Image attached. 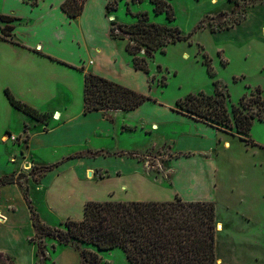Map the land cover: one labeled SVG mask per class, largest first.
Masks as SVG:
<instances>
[{"label":"crops","instance_id":"0c3cea01","mask_svg":"<svg viewBox=\"0 0 264 264\" xmlns=\"http://www.w3.org/2000/svg\"><path fill=\"white\" fill-rule=\"evenodd\" d=\"M35 1L33 3L20 0L25 7L38 13L35 20L21 22L19 15L7 12L4 16L15 19L10 24L14 28L10 37H3L0 33V149H11L10 146H15L12 148L14 151L11 161L16 160L17 172L9 175L21 174L25 177L21 181L26 177L28 180L27 185L21 182L22 185L7 184L0 187V231L6 236L17 233L15 224L10 222L15 221L18 214L14 204L15 194H19L22 208L30 213L23 196L26 187L34 192V204H45L49 208L48 212L57 219L58 226L67 219L81 220L84 205L98 199L116 202H167L177 196L188 202L217 201L218 174L221 171L214 153L220 149H228L231 143L225 141L222 148L219 134L210 125L151 100L130 111H111L108 113L111 121L103 115L100 117L98 112L84 114L83 106L73 117L72 127L66 125L65 121L58 120L61 113L59 104L69 101L68 96L71 93L78 92L83 98L85 72L139 93H150L137 85L139 77L144 80V73L132 67L131 56H124L117 51V42H122L109 36L110 18L106 11L108 0H84L81 14L73 19L61 9L65 0ZM20 24H24L22 29L25 33L23 40L16 39L18 43L14 38L18 31L17 25ZM143 84L144 81L141 85ZM5 89L16 100L44 115V118L34 120L14 109L4 94ZM64 107V110L68 109V106ZM50 112H56L58 119L47 118ZM151 115L159 118L152 120ZM17 118L23 121V127L12 132V121ZM95 118L97 124L92 125L89 121ZM86 119L89 121L85 122ZM152 131H165L159 135L160 145L155 148L149 142L154 137ZM139 136L147 137L148 143L142 149H137L134 142ZM93 142L100 143V146L90 150L89 146ZM84 145L87 150H82ZM162 147H166L162 156L166 161L162 164L170 167L171 172L168 185L153 182L143 169L147 162L136 159L137 153L146 154L154 149L162 150ZM61 150L65 153L56 158L57 162L41 165L46 167L60 163L56 168L46 172L39 180L37 178L40 174H30L32 168L38 165V152H43L41 156L51 162L53 158L48 156ZM99 151L105 156L68 159L76 153ZM100 158L103 163L96 164V160ZM239 164L233 165L234 179L244 176L245 170L242 166L238 167ZM76 166L83 170L82 175L77 173ZM89 170L98 171L97 175L92 176L102 184L98 199L83 196L81 192L86 180L92 179L86 176ZM256 177L253 182L262 180L261 174ZM238 183L232 186V192L241 194L243 207H251L248 201H244L245 192ZM263 194L264 190L260 189V195ZM66 209L71 215L67 212L59 217L60 210ZM49 244L53 253L66 254L72 250L54 240H50ZM0 253L10 255L6 252ZM34 258L32 264H36V247ZM46 260L47 255L43 264H46ZM72 263L79 264V255L74 256ZM50 264L59 262L55 257Z\"/></svg>","mask_w":264,"mask_h":264},{"label":"rangeland","instance_id":"374dc122","mask_svg":"<svg viewBox=\"0 0 264 264\" xmlns=\"http://www.w3.org/2000/svg\"><path fill=\"white\" fill-rule=\"evenodd\" d=\"M23 1L36 2L35 0ZM80 1L78 0V2ZM234 1L237 2L238 10L233 13ZM167 2L172 8L174 18L172 21L166 19L165 13L155 15L153 5L149 0L135 2L117 0L115 10L106 9L107 17L112 18L109 19V24L111 21H115L117 25L130 26L137 22L139 14L147 13L149 23L168 29L177 28L181 35L187 38L184 41L168 45L165 48V54L156 52L151 59L146 60L149 74L143 75L144 80L139 77L137 85L143 91L148 90L147 93L150 94L146 95L145 92H140L141 94L150 97L151 101H158L157 103L164 107L175 110V102L189 94L213 95L215 93L213 82H217L218 91L224 97L225 107L231 117L232 107H238L241 98L248 99L251 94H255L257 88L264 91V0H167ZM110 3L114 5L113 0H110ZM7 12L19 15L21 22L33 21L38 17L36 11L25 7V4H22L20 0H0V15H7L5 14ZM5 26V23L0 22V33H6ZM23 27L24 24L17 25L18 31H16L14 41L18 42L16 39L23 40L22 36L25 33ZM115 28L118 29L116 34L122 36L121 29ZM110 38L112 37L110 36ZM1 41L6 43V41ZM121 42H117L116 49L119 53L127 56L123 48L127 41ZM138 57L143 58L144 53L141 52ZM143 81L144 84L141 85ZM161 83L164 85L162 86ZM68 97L69 101L59 104L61 112L59 119L58 116L56 118V112L48 113L47 118L65 121L66 125L71 126L73 117L83 106V98L82 94H78V92H73ZM64 106H68V109L64 110ZM107 113L110 114L111 111ZM98 114L103 117L102 113L98 112ZM158 118L157 115H151L152 120ZM87 121L89 119L85 120V122ZM89 122L92 125L97 124L96 118ZM210 126L219 134L222 148L225 141L231 143L228 149H220L214 153L215 159L220 163L221 172L218 174L217 201L210 202L215 206L216 222L223 225L222 232L216 233L215 237L216 257L221 259L220 264H264V194L260 195V189L264 190V119L261 122L254 120L250 132L244 137L245 140L253 144L241 140L232 128L215 124ZM20 127H23L21 119L17 118L12 121V132ZM163 132L165 131L153 133L154 137L149 141L153 148L160 145L161 137L159 135ZM134 142L137 149H142L148 143L145 136H139ZM99 146L100 143L93 142L89 147L90 150H93ZM14 147L0 149V178L17 172L16 160L11 161L14 151L12 148ZM82 150H87L85 145ZM134 151L142 150L134 149ZM164 151H166V147H162V150L158 148L148 151L146 154L137 153L136 159L139 162H147V166L145 165L143 169L153 182L168 185L171 172L170 167L162 164L166 161V158L162 157ZM42 153L36 154L38 165H35V168L57 162L56 158L65 151L61 150L55 153L56 155L48 156L53 158L51 162H47L48 159L42 157ZM95 163L102 164V158L96 160ZM234 163H240L238 167L242 166L245 170L242 178H235L237 181L232 178ZM87 166L90 165L87 163ZM76 170L78 174L82 175L83 170L80 167L76 166ZM93 174L97 175L98 171L89 170L86 172V176L92 179L86 180V184L82 185L81 192L83 196L87 195L98 199L102 184L92 177ZM258 174L262 175V180L253 182L257 179L256 175ZM44 175L45 173L41 172L37 180ZM27 181L26 177L21 182L27 185ZM237 183L245 192L244 201H248L251 207H243L241 194L232 192V186ZM28 197L35 212L39 215L41 223L60 228V225H56L57 219L48 212L49 208L45 204L36 202L38 207L34 204L35 195L30 188ZM94 201L105 202L102 199L91 202ZM108 201L113 200L109 199ZM14 204L18 214L16 220L10 222L15 224L17 233L6 236L0 231V252L12 255L16 264H32L35 260V247L38 240L35 239V242H32L35 246L29 242L33 237L30 213L22 208L19 194H15ZM68 211V209L60 210L59 217L64 216ZM68 215L71 213L68 212ZM71 220L74 219L71 218ZM49 239L53 240L51 238L43 239L47 255L46 264H50V261L55 257L59 264H73L74 256H78V252L70 247L72 250L66 254L63 252L53 253L50 250ZM86 248L96 252L90 246ZM97 254L99 264H129L120 249L97 252Z\"/></svg>","mask_w":264,"mask_h":264},{"label":"trees","instance_id":"16d2710c","mask_svg":"<svg viewBox=\"0 0 264 264\" xmlns=\"http://www.w3.org/2000/svg\"><path fill=\"white\" fill-rule=\"evenodd\" d=\"M137 0H132L135 2ZM153 5L155 15L165 13L166 19L172 21L173 12L167 0H149ZM231 1V0H228ZM108 3L106 9H116ZM84 0H65L61 9L73 19L78 17L83 9ZM238 10L234 1L232 12ZM15 19L0 15V22L5 23L6 33L10 37ZM115 27L121 29L122 36L116 34ZM110 36L114 40L124 41L125 52L131 56V64L135 70L149 74L147 61L156 52L165 54V48L170 44L184 41L177 28L168 29L149 23L147 13L139 14L137 22L130 26L117 25L110 22ZM143 52L144 57L138 55ZM208 66V64L206 63ZM211 77V74H209ZM163 86L164 84L161 83ZM215 93L211 96L189 94L175 102V110L197 121L208 125L215 124L232 128L243 141L250 132L252 122L264 119V91L256 89L248 99L241 98L238 107H232L230 117L222 94L218 91V83L213 82ZM4 94L11 106L23 114L41 120V115L26 103L18 101L8 89ZM150 97L121 84L94 75L84 74L83 81V112H100L109 121L110 111H130ZM246 143H251L247 141ZM102 152L76 153L68 159L89 156L97 158ZM67 159V160H68ZM60 163L31 170L32 175L52 171ZM24 175H9L0 178V187L7 184L22 185ZM23 196L30 210L31 224L34 235L30 242L38 240L36 245V264H43L46 258L44 238H51L59 244L74 248L79 254V264H99L97 252H107L112 249L123 251L129 264H217L215 252V237L217 222L215 206L212 202H188L180 197L172 201H132V202H87L83 208V218L79 221L67 219L60 228L49 227L41 223L28 198L27 187ZM92 247V251L86 247ZM0 264H15L12 256L0 253Z\"/></svg>","mask_w":264,"mask_h":264},{"label":"bare ground","instance_id":"6f19581e","mask_svg":"<svg viewBox=\"0 0 264 264\" xmlns=\"http://www.w3.org/2000/svg\"><path fill=\"white\" fill-rule=\"evenodd\" d=\"M217 226H218V227L216 228V231H217V232L222 231V225H221V224H217ZM220 262H221L220 259H217V264H220Z\"/></svg>","mask_w":264,"mask_h":264},{"label":"water","instance_id":"95a60500","mask_svg":"<svg viewBox=\"0 0 264 264\" xmlns=\"http://www.w3.org/2000/svg\"><path fill=\"white\" fill-rule=\"evenodd\" d=\"M110 19H112V18H110ZM218 227V226H217ZM217 263V262H216Z\"/></svg>","mask_w":264,"mask_h":264}]
</instances>
